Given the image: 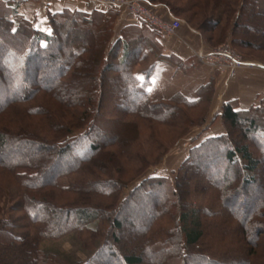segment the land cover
Returning a JSON list of instances; mask_svg holds the SVG:
<instances>
[{"label": "trees", "instance_id": "1", "mask_svg": "<svg viewBox=\"0 0 264 264\" xmlns=\"http://www.w3.org/2000/svg\"><path fill=\"white\" fill-rule=\"evenodd\" d=\"M26 1L0 0V168L15 187L14 194L7 193L4 205L0 204V214H5L0 217V264H6L12 257L10 251L16 250H21L28 264H66L44 253L39 248L41 240L59 239L75 232L93 241L98 238L97 229L103 221L112 230L110 241H103L88 262L70 264H108L112 258L117 260L115 264H162L159 261L164 256L163 264H175L174 259L178 264H255L264 258V246L262 254H258L256 246L264 229L255 228L250 236L246 229L253 219L264 217V191L262 202L251 213L245 209L244 215L239 216L228 209L240 191L264 184V99L245 109H238L233 101L221 106L220 115L239 131L243 143L232 142L226 132L203 140L200 135L201 142L189 150L182 162L187 161V166L201 175L204 183H200L204 191H209L210 186L216 185L211 184L207 168L197 167L201 161L197 152L210 144L222 148L223 163L231 170L230 176L217 184L213 203L201 195L196 197L197 204L192 203L194 189L190 190L188 183V191L178 178L148 176L128 196L143 200L136 192L153 195L158 192L156 188L162 187L166 204L156 208L155 202L147 199L151 215L145 217L137 235L141 245L128 244L131 249L122 254L110 251L120 243L115 232L122 228V221L115 217L119 215L117 204H109L106 213H102V203L96 196L110 197L108 187L113 190L116 185L125 186L119 176L128 161L138 160L145 168L143 153H136L134 147L146 128L151 134L158 127L176 128L183 124L185 128V122L190 121L186 120L185 109L197 106L205 89L209 90V97L214 93L213 78L195 89V101L188 100L182 92L152 99L146 86L156 61L166 58L183 70L190 66L191 59L164 55L155 40L159 32L131 14L136 22L124 26L114 39L119 9L100 4L97 5L107 8L85 11L63 6L58 11L47 10L46 28L42 30L34 19L21 13L20 5ZM181 1L144 2L156 7L164 18V10L175 18L181 17L200 34L207 51L218 46L214 43L226 40L239 48L264 50V0ZM180 14H190V18ZM199 16L203 21L198 25L191 22ZM250 58L262 64L257 58ZM117 96L119 100L115 101ZM205 100L208 104L207 95ZM183 131L177 139L187 135ZM151 139L153 146H159L160 141ZM251 143L258 145L259 156L254 155ZM163 150L161 155L168 148ZM153 152V148L149 149L150 154ZM214 153L219 154L218 150ZM114 165L117 169L112 168ZM72 176L76 179L71 180ZM204 205L219 208V215L207 214ZM168 214L174 215V235L165 231L168 229L161 221ZM221 216L220 227L235 224V247L226 244L220 235L208 236L203 228L205 221L218 222ZM154 223L160 224L161 230L150 233L151 238L159 234L164 237L143 246L150 239L147 229ZM225 251L232 255L223 259L220 255Z\"/></svg>", "mask_w": 264, "mask_h": 264}, {"label": "rangeland", "instance_id": "2", "mask_svg": "<svg viewBox=\"0 0 264 264\" xmlns=\"http://www.w3.org/2000/svg\"><path fill=\"white\" fill-rule=\"evenodd\" d=\"M141 1L144 2V0H141ZM182 3H184L183 0L181 1V4ZM181 15L185 18H190V14H180V16ZM177 18L181 21V26L186 25L185 21L181 17H177ZM201 21H203L201 16L197 17V20L195 19L191 20V22L194 23L195 25H198ZM225 22H226L225 18L222 17V25H224ZM239 32L241 33L240 30ZM208 35L209 34H207V36ZM255 35H256L255 38L258 39V36L256 33ZM221 43L229 45L232 49H234L238 54L242 56L244 61L246 60V58L251 59L250 57H252L255 59L256 58L259 59V61H261L262 64L264 63V50L239 48L236 45L233 46L230 43V41H227V40L224 43L220 41L214 44L215 45L218 44V46H220L222 45ZM0 47H2V45H0ZM189 64L190 66L188 65L186 66L187 69L181 70L171 65L167 61H164V60L159 61L157 65L155 66V68L153 69V72L151 73L149 84L146 86L150 97L152 99H160L162 97H168L172 95L173 93L179 91V92L184 93L188 100L195 101L196 99L194 98L196 97V93H195L196 87H199L200 85L205 84L206 82L210 81L212 78L214 81V86L215 84L218 83L217 80L219 79V77L220 78L222 77L225 82H228L234 79L237 76L238 72L241 70V69L238 70L233 78L227 79L224 74L218 73L216 71H214L213 73L207 72L206 74L205 68H209V67L202 64L197 58H191L189 60ZM213 91H215V89ZM202 95H204L202 98L203 100L201 101L200 99L199 104L197 106H193V108L191 109H185L186 114H187L186 120L187 118H189L190 120L189 122L188 121L185 122V125H184L185 128L183 127V124H179V126L176 128L175 127L174 128L158 127L156 130H154L155 132H152L153 134H151L150 128L149 129L146 128L144 130V133L140 141L134 147V150L137 151L136 153H143L142 155H144V167L145 168L142 169L141 164L140 162H138V160L134 159V161H131V162L128 161L129 164L127 162L126 164H124V166L121 167V170H123V173H121V176H119L120 179L124 181L125 186L121 187L120 185H116V188H114L113 190L110 187H108L106 192L109 191L111 193L110 197L96 196L98 197L97 201L102 203V206L100 204L97 205V206H101L100 211H102V213L104 212L106 213L105 207H107L109 204L112 207L117 204L116 207H118L119 215L115 217H117L118 220L120 219L122 221V228L115 232L116 237L118 238L120 243L116 244L117 249L115 248L110 249V251L117 253V254L121 252L122 254L125 249L127 250L131 249L129 246H126L128 244L130 246L141 245V241H139L138 239L139 236L137 235L140 229L143 228L142 223L144 222L145 217L148 218L151 215L150 208H149L150 205L146 204V202L148 201L147 199H149V201L151 200V202L153 203L155 202L156 208L158 207L162 208L166 204V200H164L163 198V194H165L166 191L164 192L162 187L156 188L158 192L153 195L150 193L136 192L137 195H140L143 197V200L133 199L132 196H128L130 195L129 191L133 189V187H135L141 180L148 178V176H151V175H163L165 177H169L170 179L178 178L181 181L180 182L181 184L184 182L183 184L186 186V189L188 191H189V185H190V190H192V188L194 189L195 196H193L192 194L191 201L192 203L197 204L199 201H198V198L196 197H200V195L202 197L204 196L206 199L211 200V198L213 197V194L217 192V188H216L217 184H219L223 179L228 178L230 176L231 168L227 167L226 164L223 163V160H222L224 156L223 150L221 147L217 146V144H214L213 147L216 146L215 148H213L210 144L209 147L205 148L204 150H201L204 155L201 153V151L197 152L198 153L197 157L198 158L200 157V160H201L197 167L200 169L207 168L209 170L211 179H212L211 184H215L216 187L212 185L210 186L209 191H204V188L202 187L203 184L200 183L201 181L204 183L201 175L197 173L196 171H194L193 167L192 169L189 168V166H187V164L189 165L187 161H185L182 164L184 159L188 156L189 150L194 145L199 144L201 140L206 138V137H202L201 134L206 133L207 131H209L210 128L211 129L215 128L216 131L219 130L224 133L226 132V134L230 137L232 142L233 140L237 143H243L245 141L244 138H242L239 131L236 128L230 127L228 123L220 115L221 106L224 103L223 102L224 99H219V98L214 99L213 98L214 93L209 97L208 89H205ZM206 95L208 99V104L205 100ZM117 98H119V96H117L114 100L115 101L119 100ZM232 101L237 107V101L236 100H232ZM202 120H204L203 123L201 122ZM184 129L185 131H187V135L184 136L182 139H177L180 133L184 132L183 131ZM128 131H127V134H128ZM200 135H201V140H199ZM147 138L149 140L148 142H145ZM151 138H154L155 140L160 141L159 146H157L156 144L155 146H153V140ZM150 139L152 140V142ZM255 139L253 142L255 141L257 142V140ZM251 144H252L251 147H252L254 155L259 156L260 152L258 149V145L255 143H251ZM164 146H167V147H164ZM151 148L154 149L153 154L149 153V149ZM163 148H165V150L166 148H168V150H166L167 151L166 154L161 155L162 152L164 151ZM6 150H8V147L6 148ZM111 150H114V148H111ZM214 150H218L220 155L215 154ZM202 155L203 157H201ZM158 157L160 158L159 160H157ZM263 160H264V157H263ZM128 165L130 167H128ZM119 166L120 165L118 163L117 167ZM112 168L117 169L115 165L112 166ZM140 171H143V172L141 173V175H138ZM103 177H105V175L100 176V178H103ZM73 179H76V178L72 176L71 180ZM66 181L70 182V178H67ZM261 183H263V181ZM104 189L106 190V188ZM263 191H264V184L260 185L256 189L254 187H250L248 190L240 191L239 192L240 194L238 195L236 202L231 203V205L228 206V209L231 211L233 210L235 214H238L239 216L244 215L245 209L248 214L251 213L254 207L260 202H262L261 200L263 199ZM11 192L12 193L15 192L14 183L11 177L6 172H4L2 168H0V204L2 203V205H4L3 202L5 200V196L7 195V193H10V195H12ZM150 196H151V199H150ZM181 196H183V194H181ZM126 197H128L129 200L127 198V201H125ZM69 198L75 199L74 196H71ZM124 198L125 200H123ZM180 200H181V197L178 200V202ZM211 201L213 203V200ZM167 204H168V200H167ZM3 207L4 206H2V208ZM202 207H205L207 209V214L208 213L211 214L212 217L214 216L217 217V215H219L218 207H217L218 209L211 208V206L209 207L207 205H204ZM173 211L175 212V210ZM262 211L263 210H261V212ZM2 215H5V214H0V217ZM261 215H264V213L262 212ZM173 216L174 215L168 214L164 218L162 217L163 220L161 221H162L163 226L165 225V227H167L168 229L165 231L167 233L169 232L174 235L176 232L175 231L176 225L174 224ZM218 219H219L218 222L215 219L205 221L204 227H203L204 230L206 231V233H208V236L215 237L217 235H220L221 239L224 238L223 241L226 242V244L229 243V245L235 247L236 246V243H235L236 235L233 232V230L235 229V224L234 223H232V225L224 224V227L223 225L220 227L219 223L222 222L223 216L219 217ZM262 222L264 225V217L253 219L251 221V224L247 225V228H246L248 235L250 236V234L254 233L255 228L259 229V227H261L262 229H264ZM254 223L256 227H254ZM99 225H101V227ZM99 225H98L99 228L97 229L98 231L96 233L98 238L93 239V241L88 239L87 236H84V235L80 236L79 234H76L75 232H70L68 234H65L64 236H61L59 239H42L39 244V248L44 253L48 254V256L51 255L57 258V260H59L60 262H63L66 264H70L72 262H79V261L86 263L88 262V259L94 255L95 251H97V249L101 246L103 241H110L111 239L112 230L110 228V225L108 226L107 221L105 222L103 221ZM159 225L160 224L154 223L152 227H149L147 229L149 231L148 234L150 236V239L148 238V241H145L143 246L152 245L154 241H157L158 239H162L164 237L163 235L159 234L158 236L156 235L151 238L150 233H152L153 231L161 230V227H159ZM226 232H228L227 236H225V234H227ZM203 241H205V237L203 238ZM257 241H258V244H257ZM257 241H256V246L258 245L257 246L258 254L260 253L262 254L263 250L261 249V247L263 248L264 246V234L263 236H259ZM202 244L203 243L201 242L199 243V245L201 246ZM248 246L250 247L249 244ZM107 250L109 249L105 248V251ZM10 253L12 257L8 258L9 260L6 262V264H28V261H26L21 250L20 251H17V250L10 251ZM223 253L225 254L220 255L223 257V259L224 258L226 259L232 255L230 251H225ZM202 256L208 257L207 255H202ZM236 256H239V254L237 253ZM144 259H147V258H144ZM163 259H160L159 263L161 262L163 264V261H162ZM235 259L237 258L235 257ZM241 259L242 258L239 256V262H242L243 259L242 260ZM252 259H255V258H252ZM102 261L103 260L101 259V262ZM257 261L259 263L256 262L255 264L257 263L262 264L264 262V258H260ZM116 262L117 260L112 258V260H110L108 264H112V263L115 264ZM172 262H175V264H178V262L175 259ZM233 264H238V263L233 262Z\"/></svg>", "mask_w": 264, "mask_h": 264}, {"label": "crops", "instance_id": "3", "mask_svg": "<svg viewBox=\"0 0 264 264\" xmlns=\"http://www.w3.org/2000/svg\"><path fill=\"white\" fill-rule=\"evenodd\" d=\"M63 6L75 7L85 11H90L93 8L103 10L107 8L99 6L91 0H28L20 5V10L28 19H34L38 28L45 30V12L47 10L58 11ZM162 12L165 17H171L167 10ZM135 22L136 20L131 14L119 9L115 20L114 39L119 37L120 31L124 26ZM155 40L160 45L164 55H171L175 59L186 60L197 58L195 54L198 51H207V44L200 34L186 25H182L175 36L157 34ZM161 60L167 61L178 68L176 63L166 58L157 60L156 65ZM207 72L213 73L214 71L211 68H205V73L207 74ZM217 81L218 83L214 86L213 98L224 99L223 102L236 100L238 109H245L253 104H257L260 99H264V66L255 60L246 58L244 67L234 79L225 82L222 77H219ZM221 133L222 131L210 128L209 131L201 135L202 137H210Z\"/></svg>", "mask_w": 264, "mask_h": 264}, {"label": "built area", "instance_id": "4", "mask_svg": "<svg viewBox=\"0 0 264 264\" xmlns=\"http://www.w3.org/2000/svg\"><path fill=\"white\" fill-rule=\"evenodd\" d=\"M100 5L111 6L122 9L146 25L155 29L161 35L175 36L181 26L178 18H164L153 6L146 5L141 0H91ZM197 59L213 71L224 74L227 79L235 76L236 72L242 69L245 61L240 54L227 44H222L206 52H197Z\"/></svg>", "mask_w": 264, "mask_h": 264}]
</instances>
